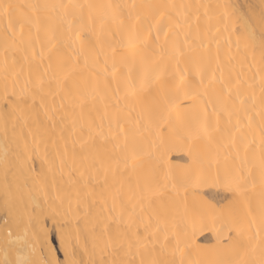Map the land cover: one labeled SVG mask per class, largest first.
I'll return each mask as SVG.
<instances>
[{"label":"bare ground","instance_id":"1","mask_svg":"<svg viewBox=\"0 0 264 264\" xmlns=\"http://www.w3.org/2000/svg\"><path fill=\"white\" fill-rule=\"evenodd\" d=\"M8 3L20 7L14 40L0 9V264L50 258L47 220L63 259L62 241L78 264L239 258L227 221L258 225L264 199V0H0ZM54 4L69 5V15L43 7ZM167 4L176 5L167 10L173 19L192 24L169 32L191 47L174 60L163 31L159 44L155 29L148 37L155 10L147 6ZM222 5L231 6L227 16ZM117 99L124 134L111 123ZM236 169L245 176L240 194L204 183ZM158 222L154 244L144 225L151 232ZM256 230L254 242L264 241ZM173 232L184 249L175 255Z\"/></svg>","mask_w":264,"mask_h":264},{"label":"snow or ice","instance_id":"2","mask_svg":"<svg viewBox=\"0 0 264 264\" xmlns=\"http://www.w3.org/2000/svg\"><path fill=\"white\" fill-rule=\"evenodd\" d=\"M20 6L17 5H12L10 3L8 4H0V9H2L3 13L5 16L8 17V26L6 29V32H10L12 33L11 38L14 40L15 38V32L13 31V21H12V10L13 9H18ZM31 7L33 10L38 9L42 6L40 5H31L29 6ZM45 8H51L53 10L59 9L60 12L62 13V15L64 17H67L69 15V5H65V4H54V5H45L43 6ZM79 7H83L82 5ZM108 7H112L111 5H109ZM119 7V6H117ZM132 7H136L135 5H132ZM149 8L154 9V13H153V17H154V22L149 26L148 29V37L150 38L152 36V30L155 29L156 31V35H155V41L157 44H159L160 42V34L161 31H163V35H164V43L165 45H169V55L168 58L169 60H174L182 55L185 54L186 51L190 52L191 51V47L189 45V41L187 39V36L185 37L184 40V47L183 49L181 48L179 42L177 39H172L171 41L169 40V32L172 31L173 28L175 29H182L184 27L185 24H187V27L189 29H191L192 24L190 22H188L187 20V16H183L182 19L178 18V19H173L172 15L167 12L168 9H175L176 5L174 4H167V5H149L147 6ZM181 8L185 7L184 5L180 6ZM221 7H223L225 9V16L228 15L227 9L229 7H231L230 5H222ZM205 15L207 16V12H205ZM177 17H181V14L179 12L176 13ZM167 17V19L169 21H171V23L169 24V26L167 27V30H164L163 25H162V21ZM51 19V18H49ZM196 19L199 20V16H196ZM38 20L39 18H37V24H38ZM183 21V22H182ZM258 23L261 26V34L259 37V45L260 48L262 50V56H264V12L261 13ZM68 24H69V28H71L72 26V21L68 20ZM21 26V30H22ZM198 31V29H197ZM248 38L251 40V42L253 43V45H255L256 43V36L254 33H249L248 34ZM76 40H80V34L79 32H77L76 34ZM147 41H145L146 43ZM163 45H161V48L163 49ZM81 51H83V48L81 47ZM158 78V77H157ZM181 80H183V77H181ZM201 83H203V81H201ZM261 90L262 92H264V77H262V81H261ZM145 87V83L142 81L141 83V91L144 89ZM95 91V90H94ZM117 93H119V88H117ZM228 94L230 95L232 92L231 88L227 89ZM236 96H237V100H239L240 105H243L244 101L243 99L240 98V92L239 89L237 88V92H236ZM116 107H117V111L116 113L113 114L112 118H111V123H114L117 130H118V134H124L125 133V126L124 123L121 122L120 120V116H119V99L116 100ZM107 114V113H106ZM227 115L229 116V118L232 115L231 111H227ZM137 125H139V120L136 122ZM152 121L151 119H149L148 124L151 125ZM111 126V124H110ZM216 131H219V126H218V122H217V127L215 129ZM203 133L207 136L208 135V130L207 127H204L202 129ZM197 135H199V131L197 133ZM115 138V136L113 137ZM233 147H235V141L234 139L231 141ZM189 155H191V153H189ZM212 162H215V160H211L209 163L211 165ZM261 176H262V181H264V157L261 158ZM204 183H210L212 184V186H221L224 188L225 191H229V192H234L237 194L242 193L245 189H244V184H245V176L243 174H241L240 169H236L234 171H229L225 173V176L223 178V180L221 179V176L219 174V172H217L215 174V176L209 175L208 177L204 178ZM204 204H207V206L209 208H215V205H211L208 204L207 201L203 202ZM135 205L133 206V213H135ZM185 209L187 210V205L185 203ZM140 212L143 213L144 212V204H140ZM194 214L196 213V209H193ZM132 214L129 215V220L131 221V216ZM228 224V231H235L237 234V239L233 240L231 237H229L230 240V245L229 247H231L239 256V258L231 260V261H227V262H220V264H264V241H257L254 242V237L252 235H250L251 231H252V227L256 226V236H259L261 232H264V199L261 200L260 202V213H259V223L257 225L256 220L251 221L250 223L247 224V226H245L243 223H236L234 221H227ZM145 237L144 239H147L148 235H151L153 237V243L155 244L157 242L156 237L157 234L161 232V223L158 222L155 226V228H153L151 230V232H149V229L151 228V224H145ZM248 234V235H246ZM9 235H11V233H9ZM172 236L175 238V246L174 248L171 249V252L173 255H175L176 252H183L184 249L180 247L181 245V239L180 237L173 232ZM246 239H240L242 237H245ZM169 239V233L167 231V226L165 225L163 228V242H161V254H164L167 250H168V242ZM137 240H140V237L137 236ZM45 242H46V237H45ZM63 250H64V259L60 260L56 257L55 249L49 248V257L48 259H33V260H27L24 261L23 264H78V262L73 258V254L69 251L68 247H65L62 241L61 244ZM145 247H147V245H144ZM187 247V245H185ZM257 249H259L258 251V255H257ZM6 264H12V262L8 261L6 262ZM141 264H144V262L142 261ZM149 264H175V261H166V262H161L155 258H153L151 261H149ZM180 264H183V260L180 261Z\"/></svg>","mask_w":264,"mask_h":264},{"label":"rangeland","instance_id":"3","mask_svg":"<svg viewBox=\"0 0 264 264\" xmlns=\"http://www.w3.org/2000/svg\"><path fill=\"white\" fill-rule=\"evenodd\" d=\"M46 224L49 226V228L47 226V229L50 232L51 239L56 247V251H57L56 253H58L60 260H63V256L61 252L58 250V244H57L56 233H55L56 225L54 223H51L50 220H47Z\"/></svg>","mask_w":264,"mask_h":264}]
</instances>
